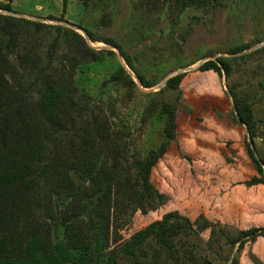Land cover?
I'll use <instances>...</instances> for the list:
<instances>
[{
  "label": "trees",
  "instance_id": "1",
  "mask_svg": "<svg viewBox=\"0 0 264 264\" xmlns=\"http://www.w3.org/2000/svg\"><path fill=\"white\" fill-rule=\"evenodd\" d=\"M12 1H0V11H13ZM80 1L84 14L88 0ZM146 1L155 5L159 0ZM177 1L183 6L219 2ZM66 5L67 0H62L63 13ZM47 18L65 20L63 14ZM109 23L104 12L94 25ZM78 26L89 40L64 25L0 12V264H121L122 257L129 264H239L245 245L264 237V225L233 226L230 234V224L211 220L201 207L193 157L177 145L184 73L170 76L164 86L147 93L154 98L144 105L140 123L161 122L159 140L145 155L131 154V133L114 123L119 106L113 105L109 92L118 87L125 100L132 98L137 84L125 66L145 88L160 79L139 71L115 38L99 35L82 23ZM89 41L116 48L124 61L113 66L96 99L83 90L87 86L83 79L97 72L105 54L115 53L92 47ZM250 47V43L235 45L229 50L232 56L209 59L198 67L225 75L233 119L244 126L245 151L258 174L243 182L246 187L264 185V159L256 155L255 147V138L264 137L259 135L253 104L227 80L237 59L264 54V46L243 53ZM173 144L180 163L189 166L190 210H164L124 239L122 227L136 211L146 214L170 200L153 183L152 174ZM188 239L197 248L204 244L209 249L222 241L228 253H215L213 261L203 254H186L181 248ZM151 243L157 247L147 258ZM248 256L253 264H264L254 253Z\"/></svg>",
  "mask_w": 264,
  "mask_h": 264
},
{
  "label": "rangeland",
  "instance_id": "2",
  "mask_svg": "<svg viewBox=\"0 0 264 264\" xmlns=\"http://www.w3.org/2000/svg\"><path fill=\"white\" fill-rule=\"evenodd\" d=\"M40 2L42 1L17 0L12 10L17 13V10L27 12L35 18L34 20L47 18L48 15H33L40 14L35 10V5L41 4ZM55 9L52 6V15L56 12ZM83 9L81 1L69 2L66 8L67 17L63 15L64 19L74 25L82 23L94 28L99 35L115 38L130 54L135 67L148 77L160 79L158 84L166 77L174 75L176 70L193 67L183 72L180 84L182 104L177 112V145L183 151L185 148L182 145L194 154L206 156L208 169L212 173L209 184H216L215 194H220V189L226 191L220 202L222 214L224 213L227 221L213 219L214 221L230 224L227 229L230 234L233 232V226L247 228L259 225L260 215L264 219L263 192L248 189L242 183L258 174L245 151L244 126L233 119L232 99L226 95L225 75L219 77L213 71H200L198 67L203 60L232 56L229 50L238 44H251L243 53L264 46V0H219L214 6H183L182 1L177 0H159L155 5L147 3L146 0H88L84 14ZM104 12L109 15L110 23L95 27V21L97 22ZM89 44L97 49L112 50L115 53L105 54L97 72H89L83 79V82L87 81V86L80 85L81 89L85 88L83 90L96 99L102 81L113 70V66H116L117 62L124 64V61L116 48L104 42L89 41ZM125 67L137 86L133 89L130 100L124 99L121 88L115 87L109 92V95H113V105L119 106L113 121L118 128L129 129L131 154L137 152L143 156L148 149L156 146L162 128L161 122L157 123L153 119H149L145 126L140 123L144 105L154 98L152 94L147 93L159 88L158 84L151 88L141 86L136 76ZM88 75L93 77V80L87 78ZM77 78L79 82L80 77ZM227 81L233 85L238 95L253 104L258 129L262 133L259 135L264 137V54L237 59L232 65ZM168 97L169 95L166 99ZM228 126L234 140H230L227 134L223 135ZM255 147L256 155L264 157V138H255ZM177 154V147L173 144L164 158V163L160 162L152 174L153 183L161 191L163 189L167 192L170 200L146 214L136 211L131 222L122 227L121 235L124 239L159 218L164 210H190L191 174L188 164L180 163ZM209 189H213L212 184ZM208 237V233H203L205 240ZM254 244L255 241L245 245L239 254V264H253L249 259V252L261 260L253 251ZM151 245L152 247L146 250L147 258H150L157 247L154 243ZM184 245L182 252L184 250L186 254H203L212 261L217 259L216 254L225 256L228 253L222 241L212 243V249L204 244L197 248L189 239ZM119 262L129 264L123 257Z\"/></svg>",
  "mask_w": 264,
  "mask_h": 264
},
{
  "label": "crops",
  "instance_id": "3",
  "mask_svg": "<svg viewBox=\"0 0 264 264\" xmlns=\"http://www.w3.org/2000/svg\"><path fill=\"white\" fill-rule=\"evenodd\" d=\"M17 0H13L10 5L11 8L13 5H15V2ZM42 2H40L41 4H36L35 5V10L40 13V14H33V15H52L51 13V9L52 6L54 7V9L56 10L55 13H53L55 16L57 15H65L67 17V13L66 11L63 13L62 12V0H40ZM80 2L79 0H67V5L66 8L69 4V2ZM54 3V5H53ZM61 3V5H59ZM18 13L20 14H25V15H30L27 12H23L20 10ZM52 15V16H54ZM64 16V17H65ZM202 122H204V119L202 120ZM231 128L228 126L227 128H225L223 135L227 134L228 138L230 140H234V137H232L231 134ZM234 136V135H233ZM227 138V137H226ZM219 140H223V138L218 137ZM225 142V141H222ZM224 144V143H223ZM183 148H185V152L188 153L190 156L193 157V168L195 170V174L197 177V181L199 183V186L201 187V195L200 197L202 198V205L201 207L203 208L206 216L208 218H210L211 220L213 219H219L221 221H227L226 218H224V213L222 214V203L220 201L222 197H224V195L226 194V191L224 189H220V194H215V192H217L216 188H214L216 186V184L210 183L209 184V180H210V175H212V173L209 171L208 169V164H207V157L204 155H200L199 153H192L190 152L185 146L182 145ZM264 159V157H262ZM214 181V180H213ZM244 181H242L243 183ZM212 184L213 189H209L210 185ZM256 189V190H261L263 192V197H264V185L263 184H255L252 186H249L248 189ZM219 190V189H218ZM262 207V205H261ZM260 207V208H261ZM258 209V208H257ZM260 220H259V225H263L264 224V219L263 216L260 215ZM261 245V246H260ZM264 237H257L255 240V244L253 245V251L260 257V259L264 262ZM263 246V247H262Z\"/></svg>",
  "mask_w": 264,
  "mask_h": 264
},
{
  "label": "water",
  "instance_id": "4",
  "mask_svg": "<svg viewBox=\"0 0 264 264\" xmlns=\"http://www.w3.org/2000/svg\"><path fill=\"white\" fill-rule=\"evenodd\" d=\"M4 14H8V15H12V16H17V17H25V18H28V19H35L33 18L32 16L30 15H23V14H20V13H17V12H14V11H7V10H3V11H0ZM36 20H41L43 22H51V23H54V24H60V25H64V26H67L75 31H80V33L83 35V37L86 39V40H89L88 38V35L86 33L85 30H83L82 28H80L78 25H74L68 21H62V22H59V21H56V20H53V19H50V18H42V19H36ZM205 60H203L202 62H204ZM193 67H183L179 70H176L174 73V75L176 74H179V73H182V72H185L189 69H192ZM195 68V67H194ZM137 78V77H136ZM169 77H166L160 84H158L157 88H161L162 86H164L166 80L168 79ZM137 82L141 85L140 83V80L137 78ZM236 116L238 118V115L236 113Z\"/></svg>",
  "mask_w": 264,
  "mask_h": 264
}]
</instances>
